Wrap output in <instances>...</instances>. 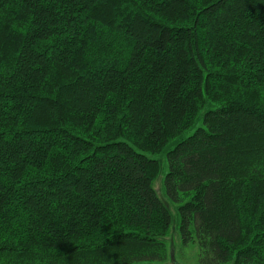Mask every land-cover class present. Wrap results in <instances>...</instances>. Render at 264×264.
Wrapping results in <instances>:
<instances>
[{"label":"trees","instance_id":"16d2710c","mask_svg":"<svg viewBox=\"0 0 264 264\" xmlns=\"http://www.w3.org/2000/svg\"><path fill=\"white\" fill-rule=\"evenodd\" d=\"M166 167V169H164ZM264 264V0H0V264Z\"/></svg>","mask_w":264,"mask_h":264},{"label":"rangeland","instance_id":"374dc122","mask_svg":"<svg viewBox=\"0 0 264 264\" xmlns=\"http://www.w3.org/2000/svg\"><path fill=\"white\" fill-rule=\"evenodd\" d=\"M166 169V167H164ZM163 174L157 176L154 187L160 199L168 206L171 212L170 231L165 240L167 243L168 259L164 262H151L149 264H197V250L194 244L183 245L180 242L178 231V213L173 203L165 195L162 185Z\"/></svg>","mask_w":264,"mask_h":264}]
</instances>
